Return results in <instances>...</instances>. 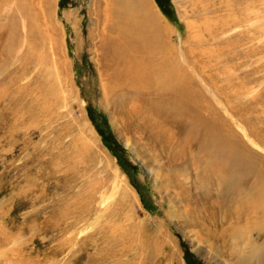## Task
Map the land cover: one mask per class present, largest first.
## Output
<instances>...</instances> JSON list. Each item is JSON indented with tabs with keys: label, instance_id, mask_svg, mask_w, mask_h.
<instances>
[{
	"label": "rangeland",
	"instance_id": "374dc122",
	"mask_svg": "<svg viewBox=\"0 0 264 264\" xmlns=\"http://www.w3.org/2000/svg\"><path fill=\"white\" fill-rule=\"evenodd\" d=\"M146 1L190 66L201 116L243 143L252 178L240 187L223 164L215 183L196 164L202 189L193 176L168 193L179 177L152 170L169 147L163 162L109 91L106 0H0V264H240L259 251L261 206L245 212L241 193L256 203L264 176V0Z\"/></svg>",
	"mask_w": 264,
	"mask_h": 264
},
{
	"label": "bare ground",
	"instance_id": "6f19581e",
	"mask_svg": "<svg viewBox=\"0 0 264 264\" xmlns=\"http://www.w3.org/2000/svg\"><path fill=\"white\" fill-rule=\"evenodd\" d=\"M106 3H108L106 8L109 12L106 18L109 31L116 33L115 38L106 37L107 40L105 39L100 48L102 53L106 51L104 53L106 55L102 54V57L109 67L111 72L109 73L112 74L108 81L109 91L115 95L114 100L120 102L125 111L139 121V125L147 133L146 138L159 151L163 162L165 158L161 153L165 152L162 143L167 148L169 147L170 161L164 164L158 162L157 166L153 165L152 170L163 175L161 165L168 166L169 173L179 177L181 182L177 184V189L170 190L166 187L168 193L172 192L171 195L175 194L176 198L187 194L191 189L188 185L195 181L193 176L199 180L197 181L198 186L195 185V191L198 192L203 178L200 177L198 171L191 176L189 171L190 168L195 171L196 164L202 166L201 169L205 172L213 175L215 183L220 182L219 167L224 164L225 167L222 168L235 179L234 183L240 184V187L244 185V177L248 176L247 179H251L253 176L251 172L254 173L255 169L252 161L247 160L250 154L233 134L229 131L224 132V126L217 119L218 117L201 116L203 110L208 107L201 105V92L195 89L191 82L192 78L188 70L190 66L187 65L184 55H181L180 59L183 62H180L179 55L177 56L174 52L169 29L152 12L146 0H106ZM178 127H183L181 135L178 134L180 133ZM143 130H140L141 133ZM191 143L197 146L198 151L195 154L191 153V150L186 153V149L189 148L187 145L191 146ZM177 144L178 146L183 145L180 151L176 150L179 154L178 158L174 153ZM188 156L198 161L190 163L187 161L190 160L187 159ZM216 168L218 171H215ZM256 179V203L254 200L251 201L249 196L245 197L243 193L241 196L244 199L245 212L252 203L261 206L257 214L261 215L264 227V176L256 177ZM190 180H192L191 184H189ZM247 221L249 222V216ZM250 221L253 222V220ZM252 228L256 230V227ZM252 228L250 229L253 230ZM240 240L243 241V246L244 239ZM256 240L258 243L261 240V243L256 245L259 251L253 249L245 253L237 263L242 264L243 261L249 259V262L251 260L254 264H264V235L257 234ZM238 245L236 241L233 245L234 249H237Z\"/></svg>",
	"mask_w": 264,
	"mask_h": 264
}]
</instances>
